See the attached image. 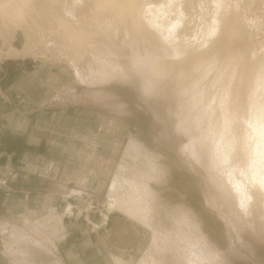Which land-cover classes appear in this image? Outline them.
Here are the masks:
<instances>
[{
    "label": "rangeland",
    "instance_id": "rangeland-1",
    "mask_svg": "<svg viewBox=\"0 0 264 264\" xmlns=\"http://www.w3.org/2000/svg\"><path fill=\"white\" fill-rule=\"evenodd\" d=\"M171 1L0 0V264H264V0Z\"/></svg>",
    "mask_w": 264,
    "mask_h": 264
},
{
    "label": "bare ground",
    "instance_id": "bare-ground-1",
    "mask_svg": "<svg viewBox=\"0 0 264 264\" xmlns=\"http://www.w3.org/2000/svg\"><path fill=\"white\" fill-rule=\"evenodd\" d=\"M11 1H13L12 3H10L9 2V0H8V4H9V6H10V8H9V6H8V4H6L7 6L6 7H8V8H6L7 10L8 9H14V6L15 5H17L19 2L18 1H21V2H26V4H28L29 2H30V0H16V1H14V0H11ZM84 1V0H83ZM113 1H117V3H120L119 2V0H86V2H84L85 3V6H84V8H83V10L80 12V8L78 9L79 10V17H78V21H76V22H78L79 24H82L83 26L84 25H86L85 23H87V22H90V23H96V22H98V19H100V18H102L101 17V15H105L106 13H109L112 9H114V8H116V6H115V4H113L112 5V3H113ZM169 1H171V0H169ZM173 1V0H172ZM172 1H171V3H172ZM5 3H6V1H4ZM168 1H166V3H167ZM177 2H178V0H177ZM5 3H1L0 4V6H3L2 8L3 9H1V10H6V9H4L5 7ZM160 4H165V3H162V2H159ZM158 3V4H159ZM82 5V4H81ZM168 5V4H167ZM179 5H181V4H179ZM170 6H172L171 4L170 5H168L167 7H161V5L160 6H157V10H165V11H168V12H170V13H173L172 12V8L170 7ZM81 7V6H80ZM83 7V6H82ZM81 7V8H82ZM176 9V8H175ZM189 9V8H188ZM76 10V9H75ZM176 10H178L179 11V9L177 8ZM175 10V11H176ZM3 11H1V12H3ZM178 11H176V12H178ZM215 11V10H214ZM6 12V11H5ZM160 12V11H159ZM158 12V13H159ZM180 12V11H179ZM166 14V13H165ZM180 15H181V12L179 13ZM152 15V14H151ZM162 15V14H161ZM182 16H184V15H182ZM181 16V17H182ZM67 17V16H66ZM140 17V16H139ZM187 17V16H186ZM149 18V17H148ZM177 18V17H176ZM185 18V17H184ZM184 18H182V19H184ZM47 21H46V24H47V27L51 30H53V34L51 33V32H49L48 33V31L47 32H44V33H48L49 35H50V33H51V35L50 36H53L54 35V40H55V36L56 37H63L62 35V33H66V34H68V35H70L71 33H73L74 31H73V28L74 27H71L70 26V24L72 25V23L74 24V23H76V22H74L75 20H69L70 19V17L69 18H67L68 20V26L67 27H63L62 25H61V23H60V20H59V17L58 16H56V15H52L51 17H46L45 18ZM176 21H177V19H175ZM181 19H179V21H180ZM179 21H177V24L175 25V26H177L178 25V23H179ZM182 21V20H181ZM169 22V21H168ZM4 23V22H3ZM171 23V22H170ZM64 24V23H63ZM67 24V23H66ZM65 24V25H66ZM88 24V23H87ZM172 24H174V23H172ZM179 24H181V23H179ZM171 25V24H170ZM4 26H6V25H4ZM167 26V25H166ZM169 26V25H168ZM180 26V25H179ZM178 26V27H179ZM165 27V26H164ZM7 28V27H6ZM86 28V27H85ZM169 28H171V30H164V33H165V31H167V33H170V34H172L173 32H174V29H172V26L171 27H169ZM173 28H174V26H173ZM4 29V28H3ZM24 29V34H25V36L27 37L26 38V40H28L29 39V41L31 40V38H33L34 39V37H33V33H36L35 31H33V33L31 32V34H30V31H29V29H28V27H24L23 28ZM83 28H81V30H82ZM95 29V28H94ZM176 29V28H175ZM179 29V28H178ZM9 30V29H8ZM177 30V29H176ZM180 30V29H179ZM7 31V30H6ZM5 31V32H6ZM38 31V30H37ZM40 31V30H39ZM38 31V32H39ZM43 31H45V30H43ZM42 31V32H43ZM4 32V31H3ZM176 32V31H175ZM62 34V35H59V34ZM166 33V34H167ZM177 33V32H176ZM40 35H42L43 33H39ZM38 34V35H39ZM169 34V35H170ZM38 35H36V38H37V36ZM175 35V34H174ZM34 36H35V34H34ZM45 36V35H44ZM67 36V35H66ZM72 36V35H71ZM42 38V36H39V38ZM38 38V39H39ZM40 38V39H41ZM68 38V37H67ZM39 39V40H40ZM46 39H47V37H46ZM52 39H53V37H52ZM60 40H61V38H59ZM35 40V42L36 41H38V40H36V39H34ZM34 40H33V43L35 44V42H34ZM44 40V38L42 39V41ZM67 40V39H66ZM41 41V40H40ZM41 41V42H42ZM46 41V40H45ZM45 41H43V42H45ZM56 41H58V40H56ZM62 41V40H61ZM61 41H59V42H61ZM51 42V41H50ZM37 43V42H36ZM47 44V43H46ZM52 44V43H51ZM62 45V44H61ZM54 46V45H53ZM60 46V45H59ZM52 47V46H51ZM50 47V48H51ZM44 48V47H43ZM49 48V47H48ZM30 50V48L27 46V45H25L24 47H23V50H21V53L22 52H26V51H29ZM56 50H58V48L56 49ZM20 51V50H19ZM31 51V50H30ZM45 51V50H44ZM43 52V51H42ZM63 52V51H62ZM19 54V53H18ZM261 100V99H260ZM263 105V104H262ZM254 153H256L257 155L259 154L260 155V157L261 158H263V160H264V139L261 141V144H259V146L258 147H255V150H254ZM257 155H256V157H257ZM254 156H255V154H254ZM259 157V156H258ZM261 160V159H260ZM255 161V160H254ZM262 163H263V161H262ZM254 164V163H253ZM261 166H263V165H261ZM260 167V166H259ZM258 169V168H257ZM255 170V172H254V174L255 175H257V174H260V172H259V170ZM252 170V169H251ZM251 176V175H250ZM257 177H255V178H253L254 180H259L258 178L256 179ZM252 179V178H251ZM242 180V179H241ZM247 180V179H246ZM231 182H232V186H233V188L236 190V193H237V195H238V199H239V204H240V206H243V208H245V207H248L250 210H251V212L252 213H254V215H256V214H258L260 211L262 212V208H260L261 206H259L258 205V203H257V200H254L253 199V197H252V195H250L251 193H254L255 194V196L257 195L258 196V198H262L263 200H264V177H262L261 178V182H260V185L257 187L256 185H258V183L253 187V189L251 188L250 189V191L247 193L246 192V190L244 189V188H242V183L241 182H239V180L237 181H235V178H231V180H230ZM246 183V182H245ZM255 184V183H254ZM253 185V184H252ZM248 186V185H247ZM250 199H251V202H250ZM256 199V198H255ZM261 199V200H262ZM261 204V203H260ZM259 206V207H258ZM245 210H247V209H245ZM249 213V212H248Z\"/></svg>",
    "mask_w": 264,
    "mask_h": 264
},
{
    "label": "crops",
    "instance_id": "crops-1",
    "mask_svg": "<svg viewBox=\"0 0 264 264\" xmlns=\"http://www.w3.org/2000/svg\"><path fill=\"white\" fill-rule=\"evenodd\" d=\"M8 102L4 99L0 98V120L5 122V126L8 129H18L25 128L28 124L26 115H13V113L9 112ZM23 130V129H22Z\"/></svg>",
    "mask_w": 264,
    "mask_h": 264
},
{
    "label": "built area",
    "instance_id": "built-area-1",
    "mask_svg": "<svg viewBox=\"0 0 264 264\" xmlns=\"http://www.w3.org/2000/svg\"><path fill=\"white\" fill-rule=\"evenodd\" d=\"M14 41H15V38H14Z\"/></svg>",
    "mask_w": 264,
    "mask_h": 264
}]
</instances>
